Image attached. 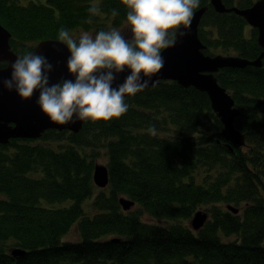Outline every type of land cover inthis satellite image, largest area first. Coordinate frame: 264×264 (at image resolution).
Instances as JSON below:
<instances>
[{
  "label": "trees",
  "instance_id": "1",
  "mask_svg": "<svg viewBox=\"0 0 264 264\" xmlns=\"http://www.w3.org/2000/svg\"><path fill=\"white\" fill-rule=\"evenodd\" d=\"M94 1L0 0V22L17 56L56 39L61 27L76 36L115 27L131 38L122 0ZM255 2L223 0L243 10ZM93 4L100 12L90 17ZM205 6V54L261 55L257 29L247 36L248 22L217 12L211 0L194 12ZM262 64L216 73L241 111L243 146L224 139L206 92L173 80L126 97L120 118L0 144V264H264ZM99 161L109 168L104 189L93 178ZM122 197L134 207L124 210ZM199 210L209 219L195 230ZM74 226L81 239L63 241Z\"/></svg>",
  "mask_w": 264,
  "mask_h": 264
},
{
  "label": "clouds",
  "instance_id": "2",
  "mask_svg": "<svg viewBox=\"0 0 264 264\" xmlns=\"http://www.w3.org/2000/svg\"><path fill=\"white\" fill-rule=\"evenodd\" d=\"M128 9L126 20L131 38L112 27L94 35L82 31L78 36L61 27L54 43L67 47V70L72 78L50 83L54 70L48 58L26 51L11 65V76L2 83L22 99H31L51 121L64 125L75 121L111 120L129 110L126 97L135 96L149 86L150 78L165 64L162 50L175 46L177 34L186 35L200 0H122ZM88 12L99 14L93 4ZM113 15L117 11L113 10ZM87 23H91L89 18ZM127 74L114 86L118 74ZM148 79H144V78ZM148 132L156 136L155 127Z\"/></svg>",
  "mask_w": 264,
  "mask_h": 264
},
{
  "label": "water",
  "instance_id": "3",
  "mask_svg": "<svg viewBox=\"0 0 264 264\" xmlns=\"http://www.w3.org/2000/svg\"><path fill=\"white\" fill-rule=\"evenodd\" d=\"M212 6L219 13L234 12L242 16L252 29L258 30V43L263 48L261 55L256 59H247L237 55H208L204 50L199 36V27L202 17L208 7H202L194 12L192 23L186 31V35L177 34L175 46L162 50L165 60L163 69L154 74L149 81L148 88L156 86L162 80H173L185 87H195L206 92L211 101L213 110L221 119L224 128L222 136L231 143L243 146L246 142L244 134L235 128L236 118L241 111L235 105V100L226 88L220 85L216 73L221 69L244 68L248 65L262 66L264 60V0H256L249 8L241 9L237 6L227 7L223 0H211ZM11 33L0 22V63L7 66L0 68V144H8L13 139H40L49 129L69 130L78 133L85 121H75L68 124H58L50 120L36 103L39 91L31 99H22L15 91H9L4 87L2 80L11 76V65L17 59V55L11 48ZM56 39H47L39 42L33 52L45 55L53 64L54 70L50 74V83H56L61 78H72L67 70V58L70 55L66 46L54 43ZM129 74H118L114 86L123 82ZM148 79V78H144ZM146 88V89H148ZM109 168L103 163L95 165L93 178L99 188H107L110 183ZM124 210H130L135 202L128 197L120 198ZM235 213L239 209L229 206ZM209 219L208 213L199 210L194 215L191 224L193 229L200 230Z\"/></svg>",
  "mask_w": 264,
  "mask_h": 264
},
{
  "label": "rangeland",
  "instance_id": "4",
  "mask_svg": "<svg viewBox=\"0 0 264 264\" xmlns=\"http://www.w3.org/2000/svg\"><path fill=\"white\" fill-rule=\"evenodd\" d=\"M95 1H94L95 4L98 3V0H95ZM250 31H251V26L249 25V26H247L246 32H245L247 34V36H250V33H249ZM80 32H82V31H80ZM99 162L104 163V161H99ZM87 211L91 213V210H89L88 208H87ZM146 219H147V217H146ZM75 230H77L76 226L72 227L70 229V231L63 236V241H67V240H71V241H77L78 240L79 241V239H81L80 232H78V230H77V233H76ZM73 233H76V236H74Z\"/></svg>",
  "mask_w": 264,
  "mask_h": 264
},
{
  "label": "bare ground",
  "instance_id": "5",
  "mask_svg": "<svg viewBox=\"0 0 264 264\" xmlns=\"http://www.w3.org/2000/svg\"><path fill=\"white\" fill-rule=\"evenodd\" d=\"M202 211H204V210H202Z\"/></svg>",
  "mask_w": 264,
  "mask_h": 264
},
{
  "label": "flooded vegetation",
  "instance_id": "6",
  "mask_svg": "<svg viewBox=\"0 0 264 264\" xmlns=\"http://www.w3.org/2000/svg\"><path fill=\"white\" fill-rule=\"evenodd\" d=\"M263 66V65H262Z\"/></svg>",
  "mask_w": 264,
  "mask_h": 264
}]
</instances>
